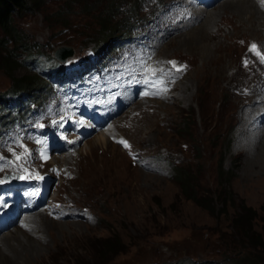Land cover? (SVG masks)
<instances>
[{"label": "rangeland", "instance_id": "rangeland-1", "mask_svg": "<svg viewBox=\"0 0 264 264\" xmlns=\"http://www.w3.org/2000/svg\"><path fill=\"white\" fill-rule=\"evenodd\" d=\"M67 1L43 0L14 17L27 43L39 45L32 53L54 59L65 48L75 61L102 44L105 4ZM135 1L137 29L108 67L102 58L87 63L0 140V176L25 177L8 199L39 204L2 230L0 264H264V251L232 226L242 204L256 211L257 231L264 223V5L249 0L256 11L245 12L238 0H126L119 10ZM18 54L13 80L0 63V95L24 80L45 83L43 56L29 64ZM57 141L65 149L45 163L43 147ZM179 171L201 206L183 194ZM102 243L118 247L108 254Z\"/></svg>", "mask_w": 264, "mask_h": 264}, {"label": "trees", "instance_id": "trees-1", "mask_svg": "<svg viewBox=\"0 0 264 264\" xmlns=\"http://www.w3.org/2000/svg\"><path fill=\"white\" fill-rule=\"evenodd\" d=\"M87 0H68L67 3L70 5L79 4L86 2ZM95 6L102 3L105 4L104 9L97 11L100 17L98 22L100 28V36L102 44L96 49H101L104 52L110 46H113L118 40L124 39L129 36L139 22L138 11L141 9L140 1H135L133 6L128 11L121 12L119 9L126 3V0H95ZM43 4V0H0V58L1 66L5 70L6 74L11 77V73L15 68L18 67V62L15 58L19 55L18 52L26 55V59L33 57L34 55H40L32 53L39 48V45H30L27 43V36L19 31L14 23L13 19L16 16L31 14L38 10ZM84 7H90L84 4ZM121 16V21H118L117 17ZM135 16V17H134ZM13 44L11 49H8V44ZM2 53V54H1ZM48 58V55H45ZM11 70V73L9 72ZM70 68L63 65L56 66L57 76L64 78L67 76ZM22 80V79H21ZM46 83H41L37 80L28 79L22 81L20 84L12 86L11 91H6L0 95V108L6 106L9 102L7 97H14L15 95L20 96L24 93L40 92L44 89ZM11 99V98H9ZM188 124L184 121L181 124L182 129H188ZM178 174L177 179L182 190L184 191L185 197L201 206L202 203L197 199L191 188L190 177L184 171L176 172ZM205 208V207H204ZM258 219V215L255 210L242 204L239 207V211L234 214L232 218V226L238 234L235 236L242 240L243 243L247 244L253 250L264 251V223L261 227V232L255 229V222ZM102 250L105 253H111L118 246L115 243L110 245L102 243ZM229 264H258L255 259L250 258H238L232 259ZM209 264V263H208ZM218 264V263H217Z\"/></svg>", "mask_w": 264, "mask_h": 264}, {"label": "bare ground", "instance_id": "bare-ground-1", "mask_svg": "<svg viewBox=\"0 0 264 264\" xmlns=\"http://www.w3.org/2000/svg\"><path fill=\"white\" fill-rule=\"evenodd\" d=\"M252 2H250L249 0H238V3H237V6L238 7H240V8H243V10L242 11H245V12H250V11H256L255 10V8H253V5L251 4ZM206 5V4H205ZM205 5H203V6H205ZM253 13V12H252ZM66 55V54H68L66 51L65 52H60L59 53V55H58V58L59 59H61V57L60 56H62V55ZM129 91H130V93H129V98L130 99H132L131 98V94H132V88H130L129 89ZM135 96L136 97H138V94H136L135 93ZM121 98V97H120ZM111 105H113V104H111ZM109 106V105H108ZM262 109H264L263 107L262 108H260V110L259 111H261ZM110 111V110H109ZM99 125V124H98ZM97 140H98V142H96L95 143V145H98V146H101V149H103L105 146H106V136H102V135H100V136H98V138H97ZM116 143V142H115ZM93 146V145H92ZM97 147V146H96ZM57 149H59V150H57ZM86 149H90V145L89 144H87V145H85V151H86ZM57 150V151H56ZM88 150L86 151L87 153H85V155H90L89 153L90 152H88ZM59 151H60V145H58V144H56L55 146H54V148L52 149V153L54 154V152L55 153H59ZM90 151V150H89ZM58 156H60V155H58ZM81 157H83V156H81ZM89 157V156H88ZM25 211L28 213V215H27V217L30 215V214H32L33 213V210H31V209H27V208H25ZM34 212H37V211H34ZM27 217H25V219L27 218ZM25 221V220H24ZM48 224V223H47Z\"/></svg>", "mask_w": 264, "mask_h": 264}, {"label": "snow or ice", "instance_id": "snow-or-ice-1", "mask_svg": "<svg viewBox=\"0 0 264 264\" xmlns=\"http://www.w3.org/2000/svg\"><path fill=\"white\" fill-rule=\"evenodd\" d=\"M261 4L264 5V0H261ZM251 49H252V50H255V49H256V45L253 44V45L251 46ZM257 55H260V54L257 53ZM260 58H261L262 61H264V55H261ZM170 63H172V64L175 66V62H170ZM179 70H182V69H178V71H179ZM155 75H156L155 70H153V71L151 72V76H155ZM145 83H147V84H151V85H153V86L155 87L156 84L158 83V81L149 78V79H147V80L145 81ZM165 91H166V89H165ZM145 95H149V93L146 92ZM125 147H128V145L125 144ZM26 151H27V150L25 149V152H26ZM20 159H22V157L17 156V160H20ZM0 183H3V181H0Z\"/></svg>", "mask_w": 264, "mask_h": 264}, {"label": "water", "instance_id": "water-1", "mask_svg": "<svg viewBox=\"0 0 264 264\" xmlns=\"http://www.w3.org/2000/svg\"><path fill=\"white\" fill-rule=\"evenodd\" d=\"M65 51L68 53V55H67V54H66V55H62V56H60L61 59H59V58H58L59 53H60V52H65ZM71 54H72L71 50H69V49H65V48H62L61 50H59L58 52H56L55 56H56L57 59L63 61V60L66 59L67 56H71Z\"/></svg>", "mask_w": 264, "mask_h": 264}]
</instances>
